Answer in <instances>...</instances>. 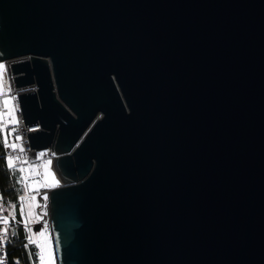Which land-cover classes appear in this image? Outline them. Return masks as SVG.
<instances>
[{
    "label": "water",
    "instance_id": "obj_1",
    "mask_svg": "<svg viewBox=\"0 0 264 264\" xmlns=\"http://www.w3.org/2000/svg\"><path fill=\"white\" fill-rule=\"evenodd\" d=\"M0 60L55 264H264V0H0Z\"/></svg>",
    "mask_w": 264,
    "mask_h": 264
},
{
    "label": "built area",
    "instance_id": "obj_2",
    "mask_svg": "<svg viewBox=\"0 0 264 264\" xmlns=\"http://www.w3.org/2000/svg\"><path fill=\"white\" fill-rule=\"evenodd\" d=\"M0 64L4 65L3 69H0V111H5L3 106V100L5 98L9 99V108L14 109L13 115L11 118L5 117L4 121L2 122L3 125H6V127L0 126L1 132H2V146H3V157L5 161L7 162L8 157L11 155L14 158V167H25L27 168V165H21L20 161L28 160V161H35L36 165L38 166L39 175L38 176H32L29 178L30 183H35L36 181H39L41 183L45 182V171L44 167H41L44 165V161L46 158L54 157L57 155V153H52L51 146H45L41 148L35 149L34 147L30 148L27 133L29 131H33L35 128V125H24L22 113L20 111V107L15 95V91L12 85V76L10 73L9 68V62L0 60ZM16 90V89H15ZM9 119H14L16 123H9ZM37 128L39 129V125L36 124ZM15 128V132H12L11 130ZM37 130V129H35ZM20 137L19 140H16V137ZM18 144V148H11V144ZM23 149L21 151L20 149ZM40 153H44L43 156H40ZM20 174V173H19ZM27 175V172L25 173ZM23 188L25 186V182L22 181ZM47 183L49 184L48 187H42L38 188L36 191H32L29 189L27 193L23 190L22 193H20L17 196V208L19 210L21 221L23 223V226L26 230L25 225L28 226V228L31 229V231H26L27 234L31 235L34 231V218H32L29 215V207L28 197L35 196V200H37L40 203V206L43 207L44 212L42 214V218L39 216L37 217L36 221H39L42 223L45 222V215H46V200L43 198L44 194L47 193L48 190L63 185L62 184H56L55 186H52L48 180ZM38 194H42V200H39ZM21 197H25L24 200H21ZM38 206L32 205L33 211L36 213V215L39 214L38 212ZM21 209L23 210V215H21ZM10 215L12 213H9L8 207L3 201L1 190H0V261L3 262V264H9V258L8 254L6 252V237H5V220H9Z\"/></svg>",
    "mask_w": 264,
    "mask_h": 264
},
{
    "label": "trees",
    "instance_id": "obj_3",
    "mask_svg": "<svg viewBox=\"0 0 264 264\" xmlns=\"http://www.w3.org/2000/svg\"><path fill=\"white\" fill-rule=\"evenodd\" d=\"M17 169V167L8 168L3 157L0 129V190L5 204L13 205L16 210L5 224L6 252L9 264H36L34 247L28 242V234L17 208V196L24 189Z\"/></svg>",
    "mask_w": 264,
    "mask_h": 264
},
{
    "label": "snow or ice",
    "instance_id": "obj_4",
    "mask_svg": "<svg viewBox=\"0 0 264 264\" xmlns=\"http://www.w3.org/2000/svg\"><path fill=\"white\" fill-rule=\"evenodd\" d=\"M3 68H4V65L0 64V69H3ZM3 106H4L5 111H0V126L6 127V125H3L2 122L4 121L5 117H9V118L12 117L14 109H10L9 108V99L8 98H5L3 100ZM8 122L9 123H16V121L14 119H9ZM11 131L12 132H15V128H13ZM19 139H20V137L17 136L16 137V140H19ZM10 147L13 148V149H15V148H18L19 145L13 143V144L10 145ZM20 150L23 151L22 148ZM39 155L40 156H43L44 153H40ZM48 163H50V162H48ZM20 164L21 165H27V168H25V167H19L17 169V171L20 173V180H22V181L25 182V186H24V189L23 190L26 193H27V191L29 189H31L32 191H36L38 188L48 187L49 186V184L47 183V177H45V182L44 183H41L39 181H36L33 184V183H30L29 182V178L30 177H32V176H38L40 174L39 171H38V166L36 165L35 161L23 160V161H20ZM7 166L10 169L11 168H14V158L11 155L8 157ZM41 167H45V169H46V165H43ZM26 172H27V175H25ZM58 183H59L58 181H54V183H53L52 186H55ZM43 198L45 200L48 199L47 193L44 194V197ZM24 199H25V197H21V200H24ZM28 199L30 201V208H31V206L35 204V196L33 195L31 197H28ZM21 215H23V210L22 209H21ZM29 215L32 216L33 213L30 211L29 212ZM5 223H7V220H5ZM25 227H26V231H31V229L28 228L27 225H25ZM46 228H47V225H45V230L39 231V238H43L45 236ZM39 238H37L35 240H29V243L30 244H35L36 248L39 249V251L37 252L36 255L39 257L40 264H46L45 258H44L43 245L41 244ZM0 264H3V262L0 261Z\"/></svg>",
    "mask_w": 264,
    "mask_h": 264
},
{
    "label": "rangeland",
    "instance_id": "obj_5",
    "mask_svg": "<svg viewBox=\"0 0 264 264\" xmlns=\"http://www.w3.org/2000/svg\"><path fill=\"white\" fill-rule=\"evenodd\" d=\"M2 133V132H1ZM39 204L38 206V212L39 214L36 215V213L33 211V208L31 206L30 208V201L28 202V207H29V212L31 211L33 213V215L31 216L32 218H34V222H36L37 220V217L39 216L40 218H42V214L44 212L43 210V207L40 206V203L35 200V205ZM7 207H8V211L9 213H12L14 214V212L16 211L15 210V207L13 205H9V204H6ZM46 216V215H45ZM47 223V216H46V222L42 223L38 229H35L31 235L28 234V242L29 240H35L37 238H39V231H43L45 230V225ZM47 232V229L45 231V236L43 238H39L40 239V242L41 244L43 245V249H44V258H45V262L46 264H52L51 261L53 259V256L52 258L50 259L49 258V251H50V246H49V243H48V239L46 238V233ZM30 244V243H29ZM33 247H34V254H35V260H36V264H40V260H39V257L36 255L37 252L39 251V249L36 248L35 244H31ZM54 263V262H53Z\"/></svg>",
    "mask_w": 264,
    "mask_h": 264
},
{
    "label": "bare ground",
    "instance_id": "obj_6",
    "mask_svg": "<svg viewBox=\"0 0 264 264\" xmlns=\"http://www.w3.org/2000/svg\"><path fill=\"white\" fill-rule=\"evenodd\" d=\"M33 125H35V124H33ZM32 128H35V129H38L37 128V126L35 125L34 127H32ZM34 129V130H35ZM63 183H66V182H63ZM59 184H62V183H59ZM58 185V184H57ZM47 216V215H46ZM45 222H46V217H45ZM46 225H47V234H46V238L48 239V243H49V246H50V251H49V258L51 259L52 258V256H53V251H52V245H51V243H50V232H49V228H48V222L46 223ZM54 262V258L52 259V261H51V263L52 264H55V263H53Z\"/></svg>",
    "mask_w": 264,
    "mask_h": 264
},
{
    "label": "flooded vegetation",
    "instance_id": "obj_7",
    "mask_svg": "<svg viewBox=\"0 0 264 264\" xmlns=\"http://www.w3.org/2000/svg\"><path fill=\"white\" fill-rule=\"evenodd\" d=\"M32 89H34V86H32Z\"/></svg>",
    "mask_w": 264,
    "mask_h": 264
}]
</instances>
